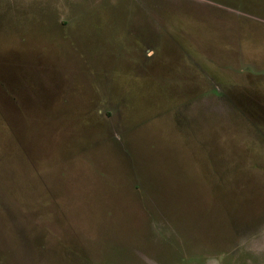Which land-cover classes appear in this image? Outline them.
Here are the masks:
<instances>
[{
    "label": "rangeland",
    "instance_id": "rangeland-1",
    "mask_svg": "<svg viewBox=\"0 0 264 264\" xmlns=\"http://www.w3.org/2000/svg\"><path fill=\"white\" fill-rule=\"evenodd\" d=\"M0 264H264V0H0Z\"/></svg>",
    "mask_w": 264,
    "mask_h": 264
}]
</instances>
